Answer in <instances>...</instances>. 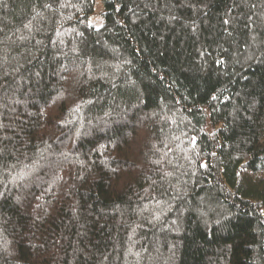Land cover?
I'll return each instance as SVG.
<instances>
[{
	"label": "trees",
	"instance_id": "1",
	"mask_svg": "<svg viewBox=\"0 0 264 264\" xmlns=\"http://www.w3.org/2000/svg\"><path fill=\"white\" fill-rule=\"evenodd\" d=\"M0 0V264H264V0Z\"/></svg>",
	"mask_w": 264,
	"mask_h": 264
},
{
	"label": "rangeland",
	"instance_id": "2",
	"mask_svg": "<svg viewBox=\"0 0 264 264\" xmlns=\"http://www.w3.org/2000/svg\"><path fill=\"white\" fill-rule=\"evenodd\" d=\"M104 6L101 0L96 1L95 13L90 17L89 22L93 26L100 28L104 24Z\"/></svg>",
	"mask_w": 264,
	"mask_h": 264
}]
</instances>
